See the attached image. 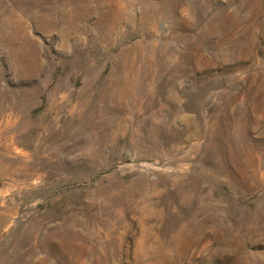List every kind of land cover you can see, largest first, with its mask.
<instances>
[{"label":"rangeland","instance_id":"rangeland-1","mask_svg":"<svg viewBox=\"0 0 264 264\" xmlns=\"http://www.w3.org/2000/svg\"><path fill=\"white\" fill-rule=\"evenodd\" d=\"M0 264H264V0H0Z\"/></svg>","mask_w":264,"mask_h":264}]
</instances>
